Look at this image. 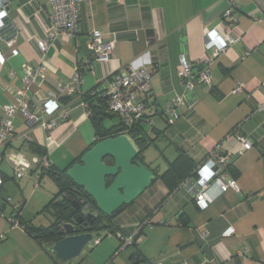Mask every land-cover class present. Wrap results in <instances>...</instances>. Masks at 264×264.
<instances>
[{"label": "crops", "instance_id": "0c3cea01", "mask_svg": "<svg viewBox=\"0 0 264 264\" xmlns=\"http://www.w3.org/2000/svg\"><path fill=\"white\" fill-rule=\"evenodd\" d=\"M234 1L233 25L223 17L229 0L82 2L78 4L79 33L56 34L43 51L37 40L52 31L50 1L10 0L9 21L19 31L13 45L18 54L10 56L11 47L4 40L8 31L4 32L0 37V119L15 90L23 86L25 66H45L43 79L29 93L33 103L55 91L58 83L67 84L77 66L82 78L78 91L59 97L68 113L51 131L55 143L48 151L52 167L57 169L68 167L95 140L81 94L135 63L151 71L150 97L160 112L183 91L180 54L197 73L207 31L215 29L237 38L209 65L210 81H196L191 106L184 107L171 125L163 114H157L147 129L151 137L158 136L155 141L166 140L164 151L172 157L169 160L161 152L166 166L156 165L152 169L156 173L164 172L179 151L192 159L196 169L218 149L230 156L233 172L228 174L238 189L221 192L210 184L205 191L208 206L200 209L183 185L195 170L173 190L157 178L72 264H264V0ZM94 28L105 39L116 37V42L106 63L93 62V69L87 70L82 63L88 56V34ZM237 83L243 84L240 92L233 91ZM13 126L12 136L0 143V151L22 152L31 169L18 177L0 155V264H57L25 228L47 212L43 210L57 192L48 171L38 172L34 161L39 156L30 148L45 147V132L30 127L21 115L14 118ZM235 132L250 141L251 148L238 154L241 146ZM147 149L142 155L149 167L152 161ZM10 217L17 223L9 221ZM229 226L234 233L222 235ZM108 232H112L110 236H106ZM130 236L133 241L126 244L124 240Z\"/></svg>", "mask_w": 264, "mask_h": 264}, {"label": "built area", "instance_id": "2783aa9c", "mask_svg": "<svg viewBox=\"0 0 264 264\" xmlns=\"http://www.w3.org/2000/svg\"><path fill=\"white\" fill-rule=\"evenodd\" d=\"M51 9L52 31L48 32L43 38L37 40V44L41 50H46L48 40L56 34L73 36L80 31V16L78 4L89 2L90 0H49ZM10 0H0V37L8 31V35L4 38L7 45L11 47L10 56L18 54V50L13 47L16 42L19 31L14 29V25L10 23L8 16V5ZM230 7L224 12V19L228 24L233 25L236 22L234 9L236 4L234 0H229ZM14 29V30H12ZM116 42V37L105 39L100 30L94 28L88 34L86 43L87 54L83 61V66L87 70L93 69V62L103 65L110 59ZM237 38L229 34H219L215 29L206 32L204 43V54L200 61L201 66L197 73L192 71V63L186 60L184 54H180L181 68L179 76L183 86V91L177 94L162 111H158L151 101L150 82L152 73L146 66H137L130 63L122 71L107 76V78L98 83L93 93H98L106 98L107 110L120 117L123 126L126 129L133 124L141 123L147 127H152L154 118L157 114H163L168 125L173 124L183 113V108H189L193 102L192 92L194 91L196 81L209 82L211 75L209 65L224 52L229 46L235 44ZM75 67L73 75L67 84L58 83L55 91L47 93L43 99L36 102L29 100V93L32 86L37 80L43 79L45 66L39 64L36 66H25L21 81L23 86L14 92V99L7 103L3 108V116L0 119V143H5L14 132L13 120L17 115H21L26 124L30 127L37 126L45 132V154L38 157L34 161L38 172L47 169L51 165L48 151L54 144L51 137V131L57 126L61 117L67 116V111L59 102L61 95L71 94L80 89L82 78ZM13 76V73H10ZM243 89L242 83H237L233 89L234 92H240ZM85 104V103H84ZM86 106V104H85ZM124 131V132H125ZM235 137L241 146L237 152L251 148L252 143L235 132ZM0 155L14 168L15 174L21 177L28 173L31 169V162L27 161L22 152L11 151L4 153L0 151ZM231 164V158L227 154L221 153L218 149H214L209 157L198 165L192 177L185 179L183 185L193 194L194 201L200 209L208 206L205 198V191L210 184H214L221 192L228 189L237 190L235 180L229 177L227 167ZM3 185L2 175L0 173V188ZM9 221L17 223L10 217ZM112 232H108L106 236H110ZM234 233V229L229 226L222 235L229 236ZM118 238H122L120 232H114ZM126 244L133 241L132 236L124 240ZM138 242V241H137Z\"/></svg>", "mask_w": 264, "mask_h": 264}, {"label": "water", "instance_id": "95a60500", "mask_svg": "<svg viewBox=\"0 0 264 264\" xmlns=\"http://www.w3.org/2000/svg\"><path fill=\"white\" fill-rule=\"evenodd\" d=\"M139 154L135 140L128 133L121 132L97 141L78 162L67 168L66 175L91 201L81 196L75 199L66 196L70 206L57 226L60 237L51 245L46 244L60 262L72 264V260L101 235L100 232H78L75 223L84 219L85 223H91L99 213L111 216L123 205L132 203L154 181L156 174ZM106 157L111 159V164L104 161ZM77 211L73 222L69 218Z\"/></svg>", "mask_w": 264, "mask_h": 264}, {"label": "trees", "instance_id": "16d2710c", "mask_svg": "<svg viewBox=\"0 0 264 264\" xmlns=\"http://www.w3.org/2000/svg\"><path fill=\"white\" fill-rule=\"evenodd\" d=\"M97 86L98 84L94 86L91 90L81 94V99L86 104L89 120L94 130L95 140L93 144L103 138L113 137L125 131V127L123 126L121 119L117 124H112L108 126L105 125L104 123L105 118L108 117L113 118L119 116L112 114L107 110V102L104 96H101L98 93H93V91L96 89ZM147 128H148L147 126L139 122L137 124H133L125 131L135 140L136 144L138 145L140 149L139 157L141 160L143 159V155H142L143 152L149 146H151L154 143L155 139L158 137V136L151 137L150 134L148 133L149 131ZM30 148L39 157H42L46 152L45 147L42 148L37 145H31ZM79 158L80 157L73 160V162L64 169L54 168L52 167L51 164L47 169L42 170V171H48V173L54 179L57 186L56 194L43 210L51 214L52 221L48 226H42V225L25 226L27 231L39 241V243L42 245L45 251L57 264H63V263L60 262L58 257L50 250V247H46V244L51 245L55 240H57L60 237L57 234V225L63 220V216L70 206V201L67 199L66 196H70L71 199H75L73 198V196H71L73 195L71 188H73V191L75 190L76 192L77 190L82 198L91 201L90 198L83 192V190L81 188H78L66 175L67 168H69L72 164L78 162ZM195 166L196 164L192 161L190 157L187 156L185 152L179 151L177 156L174 158L173 161L169 163L168 168L164 172L158 174L156 173V171H154V173L156 174L155 179L157 178L162 179L165 182V184L169 187V189L173 190L180 182H182L186 177L192 174L193 170H195ZM227 170L232 174L233 172L232 164H230L227 167ZM126 206L127 205H123L111 216L114 218ZM112 225L113 222H111V225L107 229H110ZM137 254L138 252L136 250L134 253L135 257H137Z\"/></svg>", "mask_w": 264, "mask_h": 264}, {"label": "rangeland", "instance_id": "374dc122", "mask_svg": "<svg viewBox=\"0 0 264 264\" xmlns=\"http://www.w3.org/2000/svg\"><path fill=\"white\" fill-rule=\"evenodd\" d=\"M105 125H112V124H116L118 123V118L116 117H113V118H105V121H104ZM157 146H150L148 149H147V155L149 156V160L152 161V164L150 163V166L149 168L151 169H155L157 168L156 165H159L160 168H164L166 166V161L164 160V155H162L161 152H163L165 150V148H167V142L165 139H161V140H156L154 141ZM171 149V148H170ZM171 151V150H170ZM163 154H168L166 156H168V159L171 160L172 157H170L169 155V151L168 153H166V151H164ZM171 154V153H170ZM159 168V167H158ZM48 177H50L48 175ZM51 178V177H50ZM52 179V178H51ZM52 221V216L50 215V213H47V212H43L38 219L35 220L34 224L35 225H42V226H48ZM93 245V244H92Z\"/></svg>", "mask_w": 264, "mask_h": 264}, {"label": "flooded vegetation", "instance_id": "af4514ba", "mask_svg": "<svg viewBox=\"0 0 264 264\" xmlns=\"http://www.w3.org/2000/svg\"><path fill=\"white\" fill-rule=\"evenodd\" d=\"M104 161L108 164L112 163L111 159L108 157H106L104 159ZM71 191L73 192L72 193L73 195H71V196H73V198H77V197L81 196L77 190L75 192V190L73 191V188H71ZM86 200H88V199H86ZM78 213H79V211L74 213L69 219L70 220L72 219V221L74 222ZM85 221H86V219H84L80 223H75V227L78 230V232L90 231L92 233H97V232L102 233V231H104L105 229H107L111 225V222L113 221V217L112 216H105L104 214L99 213L98 216L93 220V222L85 223Z\"/></svg>", "mask_w": 264, "mask_h": 264}]
</instances>
